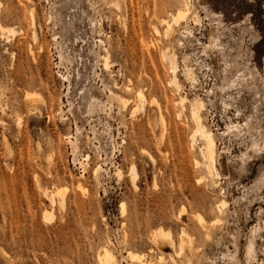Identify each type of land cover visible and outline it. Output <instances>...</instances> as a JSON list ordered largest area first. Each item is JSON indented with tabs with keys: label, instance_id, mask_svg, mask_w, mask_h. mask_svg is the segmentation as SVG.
I'll use <instances>...</instances> for the list:
<instances>
[{
	"label": "rangeland",
	"instance_id": "rangeland-1",
	"mask_svg": "<svg viewBox=\"0 0 264 264\" xmlns=\"http://www.w3.org/2000/svg\"><path fill=\"white\" fill-rule=\"evenodd\" d=\"M0 25V264H264V0H0Z\"/></svg>",
	"mask_w": 264,
	"mask_h": 264
},
{
	"label": "bare ground",
	"instance_id": "bare-ground-1",
	"mask_svg": "<svg viewBox=\"0 0 264 264\" xmlns=\"http://www.w3.org/2000/svg\"><path fill=\"white\" fill-rule=\"evenodd\" d=\"M188 11H189V8L186 6V4L180 5L179 8L177 9V11L175 12V14L171 15V21H170L171 24H173V25L179 24V21H182V19L185 18L186 13H188ZM31 17H32V23L34 25L33 13L31 14ZM163 21L164 20H162L161 22H163ZM166 22L167 21H165V23ZM170 22L167 23V26H166V28L168 30V31H166V33H168V34L172 30V27L170 26ZM0 30L1 31H7V32L11 31L10 28H5V27H2L1 25H0ZM33 39L36 41V34L35 33H33ZM165 55L166 54H163V56H165ZM170 64H171L170 65L171 66L170 69H171L172 73L174 74L175 71H176V66L172 62L171 59H170ZM170 83H172L173 85L177 86V83H176V80H175V76L172 77V80L170 81ZM34 96H35V94H33V93H28V92L26 93V97L28 98V102L30 103V105L36 99V98H34ZM138 96L142 99V95H141L140 92H138ZM141 101H143V100H141ZM179 102L182 103L183 102V98H181ZM198 104L199 103H197V104L194 103V104L191 105L190 113H191V118L194 121L193 123L195 124L194 134L198 135L200 137V139L202 140V143H203V147L201 148V154H202L203 162H204V165H205V169L207 170L208 173H211V169H212V166L214 165V161H215V144H214V140H213L212 134L209 131H207L204 128V126L202 125V123H201V117L199 115L200 106L201 105L199 104L200 105L199 106ZM191 137H192L191 140H193L194 135H192ZM196 164H198V162H196ZM130 171L132 173L131 177H133V179L135 177H137V174H136V171H135L134 167H132V169ZM55 193L59 195V194H61V190H57ZM219 204L223 205L224 202L220 201ZM121 206H123V205H121ZM197 219L201 223L204 222V220H202V218H200L199 216H197ZM155 235H156V237L157 236L158 237L159 236L160 237H166L169 234L165 233V231L163 232L162 229H158V230H156ZM128 255L131 256V257H136V258L138 257L137 254L132 252V251H128ZM98 260H99V264H116V260H115L114 254H113L112 250L108 246H102L101 252L99 253V256H98Z\"/></svg>",
	"mask_w": 264,
	"mask_h": 264
}]
</instances>
